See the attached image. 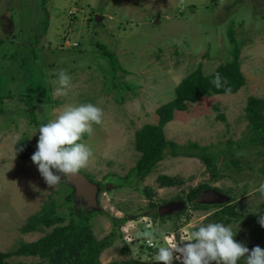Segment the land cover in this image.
Masks as SVG:
<instances>
[{
	"label": "rangeland",
	"instance_id": "rangeland-1",
	"mask_svg": "<svg viewBox=\"0 0 264 264\" xmlns=\"http://www.w3.org/2000/svg\"><path fill=\"white\" fill-rule=\"evenodd\" d=\"M230 27L240 45L237 63L244 86L174 111L163 127L166 141L185 148L194 143L216 155L217 175L211 177L200 160L171 156L168 149L144 178H125L139 157L135 132L157 124L158 108L175 98L180 81L198 66L209 75L230 60ZM61 69L71 77V87L56 97L50 81ZM28 88L36 93L39 126L67 106L91 102L102 109L101 122L82 136L92 157L78 170L99 186V209L89 222L93 236L102 240L113 233L98 257L101 264H158L143 244L188 243L191 230L212 222L210 215L227 205L242 215L240 223L230 225L237 231L234 239L249 250L261 247L263 229L257 221L264 215L259 191L264 157L262 148L246 144L244 108L249 97L264 99V0H0V90L10 96L0 101L1 253L49 232L20 229L49 198L60 202L65 196L61 182L48 186L15 149L21 140L36 144L39 135L17 97ZM162 176L174 184L160 186ZM203 184L209 187L195 198V209L187 195ZM8 261L29 264L38 258Z\"/></svg>",
	"mask_w": 264,
	"mask_h": 264
},
{
	"label": "trees",
	"instance_id": "trees-1",
	"mask_svg": "<svg viewBox=\"0 0 264 264\" xmlns=\"http://www.w3.org/2000/svg\"><path fill=\"white\" fill-rule=\"evenodd\" d=\"M227 37L230 43V60L219 65L209 75H203L201 66H198L176 86L174 90L175 98L158 108L157 114L159 119L157 124L145 125L135 132L134 147L139 153V157L135 166L128 172L125 178H144L163 158L165 151L168 149L171 156H184L200 160L211 172V177L217 175L216 155L209 153L206 147H200L194 143L188 144L185 148L179 147L173 142L166 141L163 127L172 120L174 111H184L187 109L188 104L195 103L206 95L225 94V88L231 89V92L228 94H234L244 86L245 81L239 72L237 63L240 45L234 39L232 27L229 28ZM109 61L112 62L113 60L110 59ZM114 64H112V68H118L114 67ZM217 73L221 77L220 87H216L212 82ZM44 92L45 90L40 91L39 96ZM0 94V101L4 97L10 98L9 94L4 96L5 92L1 90ZM35 95V90L32 88H28L17 95L19 97L18 99L27 105L23 113L30 117L28 122L34 125H36L35 105H33V96ZM1 112L2 109H0ZM244 113L248 134L246 144L262 148L263 150L260 151V155L264 157V99L249 97L244 108ZM217 118L224 120L221 114ZM36 127L39 128V125L37 124ZM35 146L36 144L21 140L16 143L15 149L21 159L31 161L30 157L35 151ZM185 150L188 151L186 152ZM231 162L232 164H237L234 160ZM172 180L165 176L157 178L160 186H172L174 184ZM60 182L65 194L62 200L59 202L49 198V201L41 208V211L30 216L20 229L22 233L40 232L44 228L51 230L34 242H20L14 250L6 253L0 252V264H12L8 261L12 256L38 258V262L29 264H101L98 261V257L105 248L111 245L113 233L102 240H96L89 222L90 215L95 214L97 210L86 209L85 206L73 204V193L71 189L65 184L63 177ZM206 187L209 186L203 184L189 191L187 198L193 208H198L199 205L196 202L194 203V200L200 191ZM64 205H67L65 214L58 212L57 208ZM150 206L154 207L152 203ZM209 219L212 222L232 225L233 223H240L242 221V215L235 210V205H227L213 212ZM262 229L263 244L261 248L264 249V228ZM143 246L147 248L150 254H155L157 248L160 247L154 245V243L153 246L147 244H143ZM108 264L144 263L114 261Z\"/></svg>",
	"mask_w": 264,
	"mask_h": 264
},
{
	"label": "clouds",
	"instance_id": "clouds-1",
	"mask_svg": "<svg viewBox=\"0 0 264 264\" xmlns=\"http://www.w3.org/2000/svg\"><path fill=\"white\" fill-rule=\"evenodd\" d=\"M220 81L217 73L212 82L220 87ZM50 84L53 94L62 97L71 87V77L61 69ZM230 92V88H225V94ZM102 115L101 108L85 102L65 107L55 119L39 126L35 151L30 159L48 186L57 185L62 177L74 175L88 164L92 151L82 142V136L91 132L93 124L101 122ZM259 191L264 193V181L260 183ZM257 222L264 228V215H260ZM236 232L232 226L221 222L201 224L190 231L188 243L160 246L154 260L158 264H172L174 260L179 264H238L242 259L243 264H264V249L254 246L249 250L234 239Z\"/></svg>",
	"mask_w": 264,
	"mask_h": 264
},
{
	"label": "water",
	"instance_id": "water-1",
	"mask_svg": "<svg viewBox=\"0 0 264 264\" xmlns=\"http://www.w3.org/2000/svg\"><path fill=\"white\" fill-rule=\"evenodd\" d=\"M96 18L98 17L96 16L95 19ZM64 182L71 189L73 193V201L75 203H79L80 206L84 205L86 208H91L92 210L99 209V186L96 183L90 181L85 175L79 172L74 175L67 176V178H64ZM213 194L216 195L217 193L214 192ZM225 199L228 200L227 198ZM160 212L161 211H159V213Z\"/></svg>",
	"mask_w": 264,
	"mask_h": 264
},
{
	"label": "flooded vegetation",
	"instance_id": "flooded-vegetation-1",
	"mask_svg": "<svg viewBox=\"0 0 264 264\" xmlns=\"http://www.w3.org/2000/svg\"><path fill=\"white\" fill-rule=\"evenodd\" d=\"M219 197H222L221 195H218ZM76 204H78L79 205V203H76ZM84 204V203H83ZM82 206H84V205H82Z\"/></svg>",
	"mask_w": 264,
	"mask_h": 264
},
{
	"label": "built area",
	"instance_id": "built-area-1",
	"mask_svg": "<svg viewBox=\"0 0 264 264\" xmlns=\"http://www.w3.org/2000/svg\"><path fill=\"white\" fill-rule=\"evenodd\" d=\"M149 245H152V243L150 242V244Z\"/></svg>",
	"mask_w": 264,
	"mask_h": 264
}]
</instances>
